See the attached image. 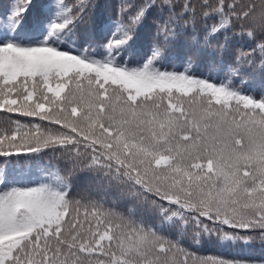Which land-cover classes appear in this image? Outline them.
I'll return each instance as SVG.
<instances>
[{"label": "snow or ice", "instance_id": "6c2138e0", "mask_svg": "<svg viewBox=\"0 0 264 264\" xmlns=\"http://www.w3.org/2000/svg\"><path fill=\"white\" fill-rule=\"evenodd\" d=\"M89 7L13 0L0 14V110L48 122L0 118V264H247L197 256L163 226L199 229L206 217L264 239V96L231 79L247 65L264 83V0H202L198 9L185 0L179 13L171 0L122 5L115 31L98 41L103 54L72 39ZM157 7L169 13L156 21L157 42L126 60ZM198 14L205 27L194 48L229 31L254 45L220 83L195 76L190 60L184 71L162 64L179 22L195 30ZM45 150L63 170L32 185L9 181L14 155ZM80 174L91 181L83 188Z\"/></svg>", "mask_w": 264, "mask_h": 264}, {"label": "trees", "instance_id": "16d2710c", "mask_svg": "<svg viewBox=\"0 0 264 264\" xmlns=\"http://www.w3.org/2000/svg\"><path fill=\"white\" fill-rule=\"evenodd\" d=\"M13 0H0V14L9 9ZM71 11L80 0H63ZM143 0H88L90 5L84 21L76 29L72 39L76 42L75 46H83L86 43H91L93 49H96L99 54H103V49L98 48V41L107 33L111 35L115 31V21L120 13L121 6L129 4H141ZM163 0H157V4ZM185 0H171L175 5V11H181V5ZM191 4L198 6L202 0H190ZM167 18L169 13L161 11L159 7L153 9L144 21L138 35L135 38V43L124 54L126 60L136 62L143 57L150 47L157 42L156 21L160 16ZM213 20H208V24H212ZM205 27L203 19L197 15V23L195 30L191 23L187 26V32L184 30L183 22H179L177 32L179 33L177 42L169 46L165 59L162 61L163 66L169 71H184L187 62L191 61L190 70L200 78L208 79L211 82L220 83L229 76V71L234 67L235 55L239 51L249 52L253 42L247 36H234L232 31L227 34L219 33L217 38L213 39L209 46L201 47L200 49L192 46V37L199 35L203 39L201 29ZM227 36V40L225 37ZM218 45H224L221 49ZM69 46L71 42H69ZM257 57L259 52L255 54ZM258 63V61H257ZM235 86L242 88L247 94L259 99L264 96V83L259 77H253L247 65H244L239 76L231 77ZM12 117L18 119L22 123L32 120L41 125L47 124V121H39L38 118L23 117L18 113H5L0 110V118ZM55 127V126H54ZM5 158L0 157V169L5 168ZM64 169L63 162L59 159V154H53L51 151H43L41 154L21 155L19 159L14 155L10 163L7 165V173L9 181H17L20 184L32 185L36 183L34 178L39 176L44 178L49 177V173L55 169ZM15 172L12 173V172ZM63 174V172H62ZM81 179L77 181V187L83 188L91 183L90 179L83 174ZM42 181V182H43ZM75 190V189H74ZM103 195V193H101ZM109 199L115 198L119 207L123 208L124 204L119 197H115L113 192L109 193ZM203 225L211 230L203 231V225L197 229L194 223H190L186 230H179L169 225H164V232L173 239H179L181 246L189 252L196 253L200 257H219L228 260H238L247 262V264H264V239H261L260 230H244L233 229L228 225H222L218 221L213 222L206 217H200ZM247 237V239H231L226 238L225 234Z\"/></svg>", "mask_w": 264, "mask_h": 264}, {"label": "rangeland", "instance_id": "374dc122", "mask_svg": "<svg viewBox=\"0 0 264 264\" xmlns=\"http://www.w3.org/2000/svg\"><path fill=\"white\" fill-rule=\"evenodd\" d=\"M43 179H44V178H41V177H39V176H36V177L34 178L33 181H35L36 183H39V182H42Z\"/></svg>", "mask_w": 264, "mask_h": 264}]
</instances>
